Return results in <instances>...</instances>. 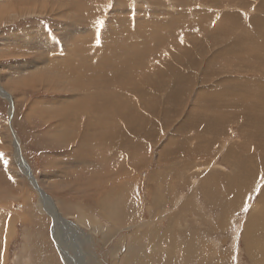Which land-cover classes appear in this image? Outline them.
I'll use <instances>...</instances> for the list:
<instances>
[{
    "label": "rangeland",
    "instance_id": "obj_1",
    "mask_svg": "<svg viewBox=\"0 0 264 264\" xmlns=\"http://www.w3.org/2000/svg\"><path fill=\"white\" fill-rule=\"evenodd\" d=\"M263 2L0 0V85L11 99L0 92V264H134L114 252L123 251L130 239L131 246L135 245L131 233L138 219L146 221L155 212L165 225V218L179 203L197 215L191 218L200 230L199 239L216 254L230 255L220 264H250L242 235L249 215L258 211V201L264 195V140L257 141L264 138V129L258 133V127L252 125L264 124V54L257 53L260 48L254 46L253 36H240L239 23L234 21L232 26L230 18L223 15L231 14L243 22L256 15ZM100 20L103 26L97 23ZM248 23L250 29L253 22ZM47 64L55 71L51 78L44 69ZM84 64L93 66L90 71L97 74L93 80L80 76ZM124 78L125 87L132 83L138 87L146 80L138 91L148 101L144 107L141 97L124 89L119 94L128 93L135 100L131 103L136 115L128 113L138 119L133 118L130 128L137 143L132 153L115 149L113 143L102 145L98 141L101 133L90 127L100 122L103 134L112 124L118 96L101 98L107 93L102 91L106 89L103 83L111 80L117 88ZM75 79L81 82L74 87L83 97L71 86ZM91 99L109 107L110 114L97 113L91 121L81 114H68L72 110L69 103L78 109L82 100ZM208 112L223 115L226 123H216L214 132L205 125L192 126V116L196 115L193 121L198 122ZM117 114L113 124L122 127L127 116ZM63 127L65 130H60ZM10 128L41 194L14 162ZM219 128L222 130L215 135ZM91 133L95 138L88 140ZM243 154H254L252 165H248L254 173L252 187L231 207L236 208L224 219L225 226L215 231L216 214H220L216 205L223 195L215 196L212 190L241 176L244 161L239 158L247 156ZM116 167L118 175H114ZM121 169L128 171L127 176L120 174ZM204 188L212 191L206 193L207 201L201 193ZM42 193L53 200L61 217L76 223L77 234L70 236L71 228L61 219L58 235V220L53 218L52 207L43 206ZM132 199L139 202L138 219L130 226L114 225L110 211L115 206L116 215L121 214L119 220L125 223V214L133 218ZM83 215L87 217L84 225L80 222ZM181 218L185 227L188 222ZM202 218L208 221L206 233L201 232ZM179 232L182 234L181 229ZM37 235H43L44 243ZM35 248L49 255L48 261L42 260Z\"/></svg>",
    "mask_w": 264,
    "mask_h": 264
},
{
    "label": "bare ground",
    "instance_id": "obj_2",
    "mask_svg": "<svg viewBox=\"0 0 264 264\" xmlns=\"http://www.w3.org/2000/svg\"><path fill=\"white\" fill-rule=\"evenodd\" d=\"M260 5H261V3H260ZM257 9H258L257 13L255 11L256 15H254L252 17H249L248 19L244 20L243 22L239 18L237 19V18L234 17L235 18L234 19L231 14L223 15V16H228L230 18V23H231L232 26H234V21H237L239 23V25H237L239 27H236L237 28V33L239 32L240 36L242 35V33H245L246 37L247 36H253V44H254V46H257V47L260 48V51H258L257 53L261 52V53L264 54V19H263V16H264V4H263L262 7H259ZM234 14H236V13H234ZM248 22H253L252 27L250 29L248 28V25H249ZM233 28H235V27H233ZM220 31H223V29H221ZM217 35L218 34H216V36ZM216 36L214 35V37H216ZM240 36H238V41H239V44L242 46L243 45V41L241 40ZM208 38H210V37H208ZM211 40H212V38H211ZM216 41L218 42V40L215 39L214 43ZM217 42H216V44H217ZM76 43L77 42H75V44ZM219 43H221V42H219ZM235 45H238V44H235ZM245 48H246V46H245ZM71 49H73V47H71ZM49 61H47V62H49ZM50 63H53V62H50ZM91 67L93 68V66H89L88 64H84V65L80 66V76L84 77L88 81L89 80H93L97 76V74H94L93 72L90 71L92 69ZM44 69H45V72H47L49 74V77L51 78V76L53 75V73L55 71H52L53 69L51 68V66L49 64L45 65ZM59 71L60 70H58V72ZM59 73H63V71H61ZM122 75H124V74H122ZM165 76L163 78H165ZM32 77L34 78L33 75H32ZM170 77H171V75H170ZM44 78H45V76H44ZM20 79H22V78H20ZM140 79H143V78H140ZM30 80H32V79H30ZM125 80H126L125 78L124 79H120V81H119V83L117 85L118 89L114 87L113 82L111 80H107V81H105L103 83L106 89H104L102 91H107V93H103L101 95V98L109 96V95H117L118 96V99L115 102V105L117 106L116 109H115V112H114L115 115H113V114L111 115V116H113L112 119H111L112 120V124L109 125L108 128H104L105 129V131H104L105 133H103V134H102L103 126L99 125L100 124L99 120L101 118L98 119L99 124H97V123L90 124V127L97 129L101 133L102 136H101L100 140H98V141H100V143H102V145H103L104 142L110 143L109 146L113 143V147L115 149L120 150V151L122 149V150H125L126 153H129V152L132 153L134 149H137V147H135L137 145V143H135V141H133L134 139L132 140V135L131 134L134 133V132H133V130H130V128L133 127V122H135L138 119H135L136 118V116H135L136 114L134 113L135 110L132 109V108H134L133 105L135 103V100L133 99L134 103H131V100H132L131 96L132 95H136V96L141 97V99H142L141 100V104H143V107L147 104L146 102H148V101L146 100L144 93H140L139 94V92H138L140 90V86L143 85V80H145V78L143 80H141V82H139L138 87H136L135 84L132 83V82H131L132 84L130 86H126V87L122 86V85H125ZM161 80L162 79H160V81ZM179 80H180V78L178 79V81ZM72 82H73V85L71 84V86L73 87V90L76 91L77 93H79L78 90L74 87V83H81L80 80L79 79H75ZM203 84H204V82H203ZM177 86H179V84ZM177 86H176V88H177ZM67 89H70V88H67ZM123 89L128 91V92H131L130 93L131 96H127L129 94L125 93V92H123L124 95L121 96L122 95L121 92L123 91ZM84 90H91V88L85 87ZM0 92H3V96L8 98L9 101L11 100L9 98L10 96L8 94L4 93V90H3L1 85H0ZM119 94H121V95H119ZM81 96L83 97L82 94H80V97ZM154 99H156V97H154ZM79 101H81V100H79ZM64 105H67V103L64 104ZM69 105H71L69 109H72V110L69 111V113H68L69 115H76V114L79 115V114H81V116L84 115V116L87 117V119H86L87 121H91L89 118L91 116H93V117L96 116L97 113L101 114V115L105 114V113H109L110 114L109 107L103 106L99 101H97V99L96 100L95 99L87 100V102H85V100H82V103L77 105V107L79 106L78 109L76 108V105H73L72 102L69 103ZM135 105H137V104H135ZM132 110H134V111L132 112ZM122 112L127 117H126V119L124 121V124L122 123L123 126L121 127L120 126L121 124L119 125L118 122H117V124H113V121L116 119V116L119 117V114H117V113H122ZM131 112L133 114H135L134 115L135 118L130 116V115H128V113H131ZM141 112H144V111L142 110ZM141 112L138 111L139 114ZM89 113H92V115H89ZM98 117H100V115ZM140 117H143L142 114L140 115ZM203 117H205V119H203ZM133 118L135 119V121H134ZM194 118H196V115L192 116V122H193L192 126L194 124H195V127H199V126L205 125L204 128H206V127L210 128L209 130H211V131H212L213 126L216 123H219V122H222V123L225 122L226 123L225 118L223 117V115H209V112L207 114H204L201 117H199V121L198 122H194L193 121ZM116 120H118V119H116ZM104 121H105V119H104ZM140 122H142V121H140ZM142 123H144V122H142ZM252 125L258 127V130H257L258 133L261 130L264 129V124H262V123H261V125H257L255 123H253ZM87 128H89V126ZM219 129H218L219 131H217V132L215 131V135H217L222 130V128H219ZM60 130H65V128L64 127L60 128ZM70 130H73V129H70ZM91 130L92 129L89 128V131H91ZM212 132H214V131H212ZM96 133H98V132H96ZM242 133L244 134V132H242ZM64 135L67 136L68 134H63L62 136L64 137ZM90 136H92V133H91ZM93 137L95 138V135H93L92 138H90L88 140H91V139L93 140L94 139ZM81 139H82V137H81ZM228 139L230 140V137ZM262 140H264V138H262V137H258L257 138L258 142L259 141L261 142ZM77 141H78V139H77ZM78 142H80V141H78ZM85 142H86V140L84 141V143ZM87 142H89V141H87ZM95 142H93L94 145H95ZM11 143H12V145L15 148L14 162L21 169L23 174L26 175V177L28 178L29 175H28V173L26 171L25 164L21 161V158H20V155H19L20 149L17 148L18 147L17 142H15V140L13 139V141ZM89 143H91V142H89ZM121 144H123V145H121ZM83 147H82V149H83ZM115 149H114V151H115ZM105 150H106V148H105ZM112 150H113V148H112ZM80 151H81V149H80ZM20 154H21V152H20ZM243 155H247V156L242 157L243 159L239 158L241 162L244 161L243 162L244 164H242V166H240L239 175H241V176L236 177V179L232 183H228L224 187L223 186L221 188L216 187V188H214L212 190L213 194L215 196L217 195V193H220V194L223 195V197L219 199L218 205H216L217 209L220 208V214H218V215L216 214V216L218 218V224H216L214 226V230L215 231L219 230L221 227L225 226L224 219L227 216H229L230 211L235 210V208H236V207L235 208H231V207H233L235 205L237 200L239 201L240 198L245 197V194L252 187V183H253V180H254L253 179L254 178V173H251L253 171H252V169L250 167H248V165H252L251 161H252V159L254 157V154H243ZM21 156H22V154H21ZM261 156H263V155H261ZM261 156H258V157H261ZM126 161H128V158H126ZM115 169H116L117 172L114 175H118L119 174L118 167H116ZM127 172L128 171H126V170L123 172V170L121 169V173L120 174H122L125 177V176H127ZM30 176H29L28 179H29V182H30L31 186L35 190H37V192L39 194H41L40 193L41 191H40L38 185L36 184L35 179H33L32 174H30ZM15 182H17V181H15ZM204 189H206V190L201 191V193H203L205 195V199L207 201V194L206 193L212 192V191L210 189H208V188H204ZM42 198H43V202L45 203V204H43V206L46 209H48V210H51V207H52L53 211H51V212L55 213L53 215V218H54V220H58V226L56 227L57 228L56 232L58 233V235H59V232L61 231V228L63 227L62 224H61V221H60L61 219L65 223L63 225L68 226V227L71 228V230L69 232H67V233H69L70 236H74V233L77 234V228H76L77 225H76V223H73L72 221H68L67 219L61 217L60 216L61 213H58V211L56 209L57 207H56L55 203L53 204V200L50 197L44 196L43 193H42ZM128 202H126L127 205H128ZM137 203H139V202L136 199H132V204L130 205V207H132V205H133V208H135V211H137V213H135V211H131V215L133 216L132 219L130 218L129 215L125 214L126 219H127L125 221V223L123 221L119 220L121 214L120 215H116L119 212H118V210H116V206H115L113 208V210L110 211V214H113V217H114V218H111V221L113 222V224L114 225H118V226H120V224H122V225L124 224L125 226H128V225L130 226L131 224H133L138 219L137 214H138L139 206H137ZM258 203H259V209H258V211L253 210L252 214L249 215L248 220L245 223L244 234L242 235V238L245 241V242L243 241L244 244H245L244 251H245L246 254H248V255H246V257L250 261V264H264V195L258 201ZM119 204L120 203H118L117 205L119 206ZM40 205H41V203H40ZM158 206H160L159 203L154 205L153 208L155 207L154 209H156V207H158ZM177 206H178L177 209L173 213H171L170 216L165 218V225L162 224V221L159 220V213H155V212H154V215H152V213H151L150 214L151 216H149V218H147L148 220H146V221H140L138 219V226H135V229L132 230L133 233H131L132 236H133V239H134V240H132V242L135 241V245L131 246L132 243L130 242L131 241V239H130L127 242H125L126 244H124V248H122L123 251L119 250V251H121L120 253L118 252L119 254L118 253L116 254V252H117L116 251V252H114V255H121V256H123V257H125L127 259H131V260H133L134 264H220V260L221 259H223L224 257H227V258L230 257L229 254L228 255L227 254H222V253L216 254V252L213 250L212 246H209V244H207V243H203L198 237V235L200 233V230L197 227L194 226V224L196 223L195 222L196 220H195V218H191V216H194V217L197 216V215H195V212L194 213L190 212L189 209H188L189 206H187L186 204L179 203ZM120 207H122V205H120ZM191 209L194 210L193 208H191ZM151 210H152V207H150V211ZM168 211H170V208H168ZM185 212H187L189 214V218H187V215L185 214ZM168 215H169V213H168ZM153 216H155L157 218L156 221L151 220L150 217H153ZM74 217H76V216H74ZM181 217H184L187 220V222H188V224L185 227L182 226V220H181L182 218ZM86 219H87V217L85 218V216L83 215L82 221H80V222L82 223ZM163 221H164V219H163ZM202 221H203V229L201 230V232L202 233H206L208 231V229H209L208 221L206 219H204V218H202ZM175 223H176V225L174 226ZM83 225H84V222H83ZM121 229H124V228H121ZM180 229L182 231V234L179 232ZM66 231H67V228H66ZM187 231H188V233H191V236L188 237V235H185V232H187ZM37 232H39V230ZM37 236L41 237L43 235H37ZM63 236L65 238L68 237V235L67 236L63 235ZM1 237L2 236L0 234V240H1ZM57 237H58V243L61 246V248L64 247L63 241L60 239L61 237H59V236H57ZM43 239L44 238L41 237V242L40 243L43 242ZM120 239H122V238H120ZM221 240H222V242H224V239H221ZM219 243H220V241L217 242L215 244V246H218ZM63 249H66V246ZM74 249H76V248H74ZM39 250H40V248H39ZM39 250L37 248L36 252L39 251ZM39 253H40V255H39ZM39 253H38V255L41 256L42 260H45V261L47 260L48 261V259H49L48 256L49 255L45 256V255H43V253L41 251H39ZM34 256H37V255L35 254ZM215 257H216V260H214ZM50 258H52V257H50ZM69 258H70V256H69ZM37 260H38V258H37ZM38 262H41L40 259H39Z\"/></svg>",
    "mask_w": 264,
    "mask_h": 264
},
{
    "label": "water",
    "instance_id": "obj_3",
    "mask_svg": "<svg viewBox=\"0 0 264 264\" xmlns=\"http://www.w3.org/2000/svg\"><path fill=\"white\" fill-rule=\"evenodd\" d=\"M10 98V97H9ZM10 118H11V114H10ZM10 127V126H9ZM10 130H11V128H10ZM11 133H12V135H13V138L15 139V141L17 142V139H16V137H15V135H14V133H13V131L11 130ZM19 155H20V158H21V161L25 164V167H26V171H27V173H28V175L30 176V174H31V171H30V167L27 165V163L24 161V159H23V157L21 156V154H20V151H19ZM29 176H28V178H29ZM31 177V176H30ZM32 178V177H31ZM33 179H35V178H33Z\"/></svg>",
    "mask_w": 264,
    "mask_h": 264
},
{
    "label": "snow or ice",
    "instance_id": "obj_4",
    "mask_svg": "<svg viewBox=\"0 0 264 264\" xmlns=\"http://www.w3.org/2000/svg\"><path fill=\"white\" fill-rule=\"evenodd\" d=\"M97 23L100 24L101 26H103L104 21H103V20H100V21H98ZM97 42L99 43V41H97Z\"/></svg>",
    "mask_w": 264,
    "mask_h": 264
},
{
    "label": "crops",
    "instance_id": "obj_5",
    "mask_svg": "<svg viewBox=\"0 0 264 264\" xmlns=\"http://www.w3.org/2000/svg\"><path fill=\"white\" fill-rule=\"evenodd\" d=\"M94 199V198H93ZM98 198L96 199V202H97Z\"/></svg>",
    "mask_w": 264,
    "mask_h": 264
}]
</instances>
